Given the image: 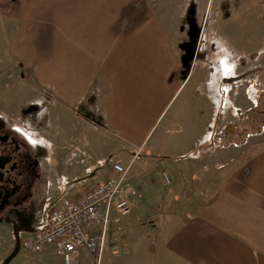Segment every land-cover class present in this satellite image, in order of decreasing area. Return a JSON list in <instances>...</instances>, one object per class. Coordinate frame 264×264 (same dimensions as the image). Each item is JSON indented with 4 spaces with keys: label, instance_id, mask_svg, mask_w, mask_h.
Masks as SVG:
<instances>
[{
    "label": "crops",
    "instance_id": "obj_1",
    "mask_svg": "<svg viewBox=\"0 0 264 264\" xmlns=\"http://www.w3.org/2000/svg\"><path fill=\"white\" fill-rule=\"evenodd\" d=\"M132 3L118 0L110 8L101 0V26L93 36L85 40L90 31L82 30L70 47L48 45L47 51L39 53L34 49L35 72L56 98V113H77L87 99L93 105L96 100L102 116L101 144L112 142L101 154V166L113 155L120 164L132 160L129 177L137 196L130 201V217L113 218L108 225L101 256L116 251L115 228L124 234L141 223L157 232L145 235V250L141 251V238L128 246L136 244L141 248L139 256L153 264H264V137H254L238 148L207 150L201 92L181 89L185 85L181 86L175 47L162 32L161 43L142 39L149 24L156 23L146 10H140L144 7ZM17 23L22 27L26 21ZM120 32L121 39L115 41ZM19 45L25 53L26 46ZM155 51L159 58L153 57ZM178 99L168 118H162ZM162 173L170 178L168 186ZM96 178L94 168L86 172L70 188L71 196ZM39 195L45 201L46 194ZM42 206L27 218L20 215L23 221H9L15 235L33 230ZM118 246L121 252L129 248ZM90 257L97 262L96 255L83 252L78 264ZM21 264L62 263L44 252Z\"/></svg>",
    "mask_w": 264,
    "mask_h": 264
},
{
    "label": "rangeland",
    "instance_id": "obj_2",
    "mask_svg": "<svg viewBox=\"0 0 264 264\" xmlns=\"http://www.w3.org/2000/svg\"><path fill=\"white\" fill-rule=\"evenodd\" d=\"M131 1L134 6L137 3L144 7L140 10H146L158 24L156 29V24L150 23L149 32L142 34V39L161 43L162 32L175 47L181 86L185 85L181 89L201 92L206 108L203 124L204 138L209 143L207 150H219L215 147L218 140L226 139L222 142L224 148H238L254 137H264V132H258L264 129V0ZM115 3L118 0H106L110 8ZM20 19L27 24L18 25ZM100 26L101 0H0V122L14 128L42 153L43 182L39 194L43 192L45 197H55L60 188L74 187L93 168L98 176L95 182L102 181L109 172L106 162L109 157L101 166V154L112 142L101 144L102 116L96 100L93 105V100L87 99L78 106L77 113L55 112L56 98L41 85L35 72L34 49L39 53L47 51L48 45L70 47L82 30L90 31L85 35L86 40ZM137 32L138 29L134 35ZM121 36L122 32L116 34L115 41ZM19 44L26 46L25 53L24 49L20 51ZM41 57L48 58V55L41 54ZM153 57L159 58L156 51ZM178 101L162 118H168ZM161 178L168 186L162 175ZM38 199L39 204H44L43 196ZM127 217L130 214L120 220ZM12 226L6 221L0 223V264L15 246ZM118 226L121 228V223ZM138 226L124 234L115 228L116 251H107L105 257L101 252L94 253L97 262L90 257V260H80L79 264H114V259L115 264H153L150 259L146 261L144 256H139L137 250L141 248L137 249L136 244L128 246L129 242H138L135 238H141L140 246L144 248L141 251L145 250V235L149 231L157 232L150 225L139 223ZM118 244L129 248L121 252ZM111 245L112 242L109 248ZM35 257L20 250L9 264H21Z\"/></svg>",
    "mask_w": 264,
    "mask_h": 264
},
{
    "label": "built area",
    "instance_id": "obj_3",
    "mask_svg": "<svg viewBox=\"0 0 264 264\" xmlns=\"http://www.w3.org/2000/svg\"><path fill=\"white\" fill-rule=\"evenodd\" d=\"M107 164L106 177L78 195L71 197V189L63 187L55 197H46L33 230L17 233L20 249L33 254L51 250L63 264H77L82 251L99 254L111 215L128 214L130 199L136 196L128 167L112 159Z\"/></svg>",
    "mask_w": 264,
    "mask_h": 264
},
{
    "label": "flooded vegetation",
    "instance_id": "obj_4",
    "mask_svg": "<svg viewBox=\"0 0 264 264\" xmlns=\"http://www.w3.org/2000/svg\"><path fill=\"white\" fill-rule=\"evenodd\" d=\"M13 129L0 122V223L23 221L41 204L42 153Z\"/></svg>",
    "mask_w": 264,
    "mask_h": 264
},
{
    "label": "bare ground",
    "instance_id": "obj_5",
    "mask_svg": "<svg viewBox=\"0 0 264 264\" xmlns=\"http://www.w3.org/2000/svg\"><path fill=\"white\" fill-rule=\"evenodd\" d=\"M258 132L261 134V132L263 133L264 131H262V129H259L258 130ZM224 140H226V139H223V140H218L219 142H216V146L215 147H217V148H220V149H223L224 148V145L222 144V142L224 141ZM131 163H132V160L129 162V164H127L126 166H124V165H122V166H124V167H128V172H127V178H128V181L130 182V184L133 186V188L135 189V187H134V185H133V183L131 182V179H130V177H129V168H130V165H131ZM162 176H163V178H164V180H165V182L167 183V184H169V179H168V175L166 174V173H162ZM135 191H136V189H135ZM136 196H137V191H136ZM135 196V197H136ZM72 197V196H71ZM135 197H133V198H135ZM133 198H131V199H133ZM131 199H130V201H131ZM130 212H131V205H130ZM129 212V213H130ZM128 213V214H129ZM128 214H126V215H128ZM126 215H124V216H126ZM120 217H123V216H117L116 214H112L111 215V221H113L112 219L114 218V221H116L118 218H120ZM110 221V222H111ZM110 224V223H109ZM108 228V227H107ZM107 231V230H106ZM106 233V232H105ZM104 242V241H103ZM21 250V249H20ZM23 251V250H22ZM26 252V251H25ZM44 252H47V253H51L55 258H57L58 260H60V262L62 263V261H61V259L60 258H58L57 256H55L54 255V253L51 251V250H46V251H44ZM44 252H41V253H39V254H35V255H40V254H43ZM83 252H85V251H82V252H80V254H79V256H78V259H77V264H78V260H79V258H80V256L83 254ZM29 253V252H28ZM85 253H88V252H85ZM31 254H33V253H31ZM88 254H94V253H88ZM95 254H97L98 255V253H95ZM63 264V263H62Z\"/></svg>",
    "mask_w": 264,
    "mask_h": 264
},
{
    "label": "water",
    "instance_id": "obj_6",
    "mask_svg": "<svg viewBox=\"0 0 264 264\" xmlns=\"http://www.w3.org/2000/svg\"><path fill=\"white\" fill-rule=\"evenodd\" d=\"M18 251H19V244H18V237H17V233H16V235H15V246L13 248V251L11 252V254L7 258H5V260L3 261L2 264H8L11 261V259H13L16 256Z\"/></svg>",
    "mask_w": 264,
    "mask_h": 264
}]
</instances>
